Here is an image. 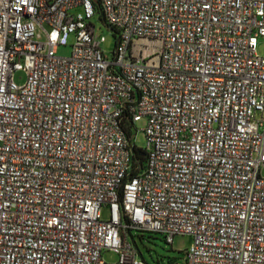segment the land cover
Wrapping results in <instances>:
<instances>
[{
    "label": "built area",
    "instance_id": "obj_1",
    "mask_svg": "<svg viewBox=\"0 0 264 264\" xmlns=\"http://www.w3.org/2000/svg\"><path fill=\"white\" fill-rule=\"evenodd\" d=\"M259 38L264 0H0V264H144L126 229L190 236L173 264H264Z\"/></svg>",
    "mask_w": 264,
    "mask_h": 264
},
{
    "label": "rangeland",
    "instance_id": "obj_2",
    "mask_svg": "<svg viewBox=\"0 0 264 264\" xmlns=\"http://www.w3.org/2000/svg\"><path fill=\"white\" fill-rule=\"evenodd\" d=\"M95 25L96 32L105 37V42L102 45L106 55H111L114 46L115 39L111 35L110 31L103 26L100 21L95 18L93 21ZM73 43V39H69V45L66 47H59L57 50V55L61 57H68L71 53L70 45ZM256 51L258 56L264 57V39L259 38L257 42ZM25 73L17 72L13 75V81L16 85L22 86L25 83ZM146 121L141 119L134 125V144L139 149H144L146 147L145 130ZM264 177V168L261 171ZM102 218H108V209H102ZM132 238L129 237L128 240L133 247H137L138 260L144 262L145 264H169L170 260L181 259L183 252L188 250L192 244V238L190 236H176L174 237L173 243L167 245L164 238L160 234L155 233H138L132 232ZM140 236H142L140 238ZM135 247V248H136ZM102 258L106 263L116 264L118 261V256L110 251H104L102 253Z\"/></svg>",
    "mask_w": 264,
    "mask_h": 264
},
{
    "label": "trees",
    "instance_id": "obj_3",
    "mask_svg": "<svg viewBox=\"0 0 264 264\" xmlns=\"http://www.w3.org/2000/svg\"><path fill=\"white\" fill-rule=\"evenodd\" d=\"M97 15L99 16V20L103 21V15L102 12L97 9ZM122 128L124 129V132L130 142L131 145V168H130V173L129 176L130 177H134L136 176L140 171H142L146 165V161H147V154L143 149H139L135 146L134 142H133V137H134V127L132 125V122H130L129 118L125 117L124 121L122 123ZM132 232H138V233H155V234H159L156 232H145V231H140V230H134V229H126L125 233L127 235V237H131ZM161 235V234H160ZM142 236H140L141 238ZM164 238V237H163ZM165 241V238H164ZM165 243L167 245H171L168 244L166 241ZM136 247V246H135ZM137 249V247H136ZM139 253V252H138ZM140 254V253H139ZM177 259L174 260H170L169 264H173ZM144 263V262H143ZM145 264V263H144Z\"/></svg>",
    "mask_w": 264,
    "mask_h": 264
}]
</instances>
